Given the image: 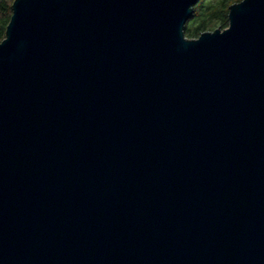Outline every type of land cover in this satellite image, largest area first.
Here are the masks:
<instances>
[{
	"label": "water",
	"instance_id": "water-1",
	"mask_svg": "<svg viewBox=\"0 0 264 264\" xmlns=\"http://www.w3.org/2000/svg\"><path fill=\"white\" fill-rule=\"evenodd\" d=\"M14 0L0 41V264H264V0Z\"/></svg>",
	"mask_w": 264,
	"mask_h": 264
},
{
	"label": "trees",
	"instance_id": "trees-1",
	"mask_svg": "<svg viewBox=\"0 0 264 264\" xmlns=\"http://www.w3.org/2000/svg\"><path fill=\"white\" fill-rule=\"evenodd\" d=\"M13 1L0 0V41L6 35V28L12 15ZM239 1L241 0H197L193 13L185 24V36L197 38L202 32L226 28L229 6Z\"/></svg>",
	"mask_w": 264,
	"mask_h": 264
},
{
	"label": "bare ground",
	"instance_id": "bare-ground-1",
	"mask_svg": "<svg viewBox=\"0 0 264 264\" xmlns=\"http://www.w3.org/2000/svg\"><path fill=\"white\" fill-rule=\"evenodd\" d=\"M6 34V33H5ZM5 37H6V35H5ZM187 38V37H186Z\"/></svg>",
	"mask_w": 264,
	"mask_h": 264
},
{
	"label": "rangeland",
	"instance_id": "rangeland-1",
	"mask_svg": "<svg viewBox=\"0 0 264 264\" xmlns=\"http://www.w3.org/2000/svg\"><path fill=\"white\" fill-rule=\"evenodd\" d=\"M212 31V30H211Z\"/></svg>",
	"mask_w": 264,
	"mask_h": 264
}]
</instances>
